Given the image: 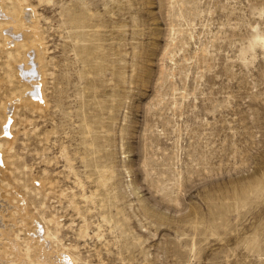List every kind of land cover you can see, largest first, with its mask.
I'll return each mask as SVG.
<instances>
[{
  "label": "rangeland",
  "instance_id": "1",
  "mask_svg": "<svg viewBox=\"0 0 264 264\" xmlns=\"http://www.w3.org/2000/svg\"><path fill=\"white\" fill-rule=\"evenodd\" d=\"M0 12V264H264V0Z\"/></svg>",
  "mask_w": 264,
  "mask_h": 264
},
{
  "label": "bare ground",
  "instance_id": "2",
  "mask_svg": "<svg viewBox=\"0 0 264 264\" xmlns=\"http://www.w3.org/2000/svg\"><path fill=\"white\" fill-rule=\"evenodd\" d=\"M0 14H2V12H0ZM4 14V13H3ZM11 29V28H10ZM12 29H13V27H12ZM12 29L10 30L11 32L10 33H7V31H5L7 34H8V36L6 35V43H15L16 42V40L17 39H19V40H26L27 38H28V36H29V33H30V30L28 29V28H22V29H20V31L17 33V32H14V33H12ZM6 30V29H5ZM35 35V34H34ZM33 35V37L31 36V38H33V39H31L30 40V43H33V44H35L36 45V42H33L34 40H36V36H34ZM28 41V40H27ZM26 41V42H27ZM37 41V40H36ZM37 46V49H35V52H36V55L38 56V58H39V52H40V49H41V47H39L38 45H36ZM30 48V47H29ZM33 55V54H32ZM26 58V57H25ZM28 60V59H27ZM31 61V60H30ZM28 62V61H27ZM26 64V63H25ZM32 64V63H31ZM30 64V65H31ZM22 66H24V64L22 65ZM26 66H28V63L26 64ZM28 67H30V66H28ZM32 68V67H31ZM21 69V68H20ZM30 69V68H29ZM27 72V71H26ZM29 72H31V71H29ZM31 74V73H30ZM32 75V74H31ZM31 75L30 76H28V78L29 77H31ZM23 76V75H22ZM26 76V75H25ZM34 76H35V74H34ZM37 77V76H36ZM33 78V77H32ZM35 78V77H34ZM30 79V78H29ZM28 80V79H27ZM31 85H32V87H30L29 88V91H28V94H30V95H38V96H40V91H38V89L40 88V83L39 82H36V83H31ZM11 103H12V101H10L9 103H7L6 105V109H10L11 108ZM9 115V114H8ZM8 126V125H7ZM6 128V127H5Z\"/></svg>",
  "mask_w": 264,
  "mask_h": 264
}]
</instances>
